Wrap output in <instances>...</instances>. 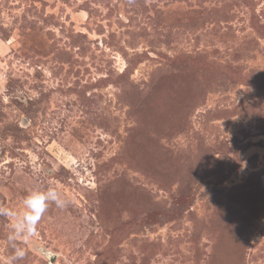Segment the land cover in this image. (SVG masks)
<instances>
[{
  "label": "rangeland",
  "instance_id": "1",
  "mask_svg": "<svg viewBox=\"0 0 264 264\" xmlns=\"http://www.w3.org/2000/svg\"><path fill=\"white\" fill-rule=\"evenodd\" d=\"M49 187L19 264H264V0H0V206Z\"/></svg>",
  "mask_w": 264,
  "mask_h": 264
},
{
  "label": "clouds",
  "instance_id": "2",
  "mask_svg": "<svg viewBox=\"0 0 264 264\" xmlns=\"http://www.w3.org/2000/svg\"><path fill=\"white\" fill-rule=\"evenodd\" d=\"M71 201L64 197L55 188L32 191L22 200L19 209L0 206V217L6 218L8 233L6 240L12 253L6 258V264H19L26 257V250L21 241L27 242L37 235L38 225L50 205L61 211L66 209Z\"/></svg>",
  "mask_w": 264,
  "mask_h": 264
}]
</instances>
